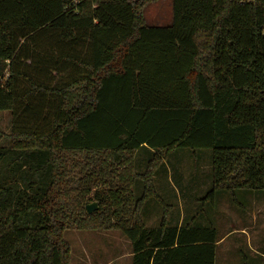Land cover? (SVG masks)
Instances as JSON below:
<instances>
[{
  "label": "trees",
  "instance_id": "1",
  "mask_svg": "<svg viewBox=\"0 0 264 264\" xmlns=\"http://www.w3.org/2000/svg\"><path fill=\"white\" fill-rule=\"evenodd\" d=\"M145 2L0 0V264H69L66 229L120 231L131 264H215L216 227L156 193L175 150H210L203 200L264 190V0H173L166 26Z\"/></svg>",
  "mask_w": 264,
  "mask_h": 264
},
{
  "label": "rangeland",
  "instance_id": "2",
  "mask_svg": "<svg viewBox=\"0 0 264 264\" xmlns=\"http://www.w3.org/2000/svg\"><path fill=\"white\" fill-rule=\"evenodd\" d=\"M142 14L147 25L166 26L173 18V0H146ZM10 126V112L0 111V146L8 145ZM149 154L144 148L134 154L136 172L145 171ZM164 170L153 178L156 193L167 204V219L178 224L191 217L200 224L210 221L221 240L215 264H264V190L236 191L237 203L227 192H217L213 203L203 200L211 187L207 149L175 150ZM162 213V207L150 200L143 211L146 225L157 226ZM63 237L70 246L69 264H131L130 241L118 230L66 229Z\"/></svg>",
  "mask_w": 264,
  "mask_h": 264
},
{
  "label": "water",
  "instance_id": "3",
  "mask_svg": "<svg viewBox=\"0 0 264 264\" xmlns=\"http://www.w3.org/2000/svg\"><path fill=\"white\" fill-rule=\"evenodd\" d=\"M87 212L89 214H91L94 210H96L98 208V203L96 201L94 202H91V203H88L86 206H85Z\"/></svg>",
  "mask_w": 264,
  "mask_h": 264
},
{
  "label": "crops",
  "instance_id": "4",
  "mask_svg": "<svg viewBox=\"0 0 264 264\" xmlns=\"http://www.w3.org/2000/svg\"><path fill=\"white\" fill-rule=\"evenodd\" d=\"M171 22H172V21H171ZM171 22H170V23H171ZM170 23H169V24H170ZM169 24H168V25H169ZM179 224H180V223H179ZM217 237H218V233H217ZM219 242H221V240H220L219 238H217V242H216L215 261H216V259H217V245H218ZM131 256H132V253L130 252L129 255H128V257H131Z\"/></svg>",
  "mask_w": 264,
  "mask_h": 264
}]
</instances>
